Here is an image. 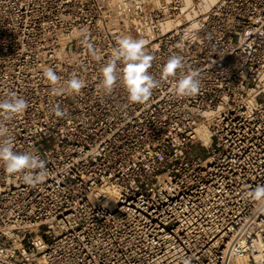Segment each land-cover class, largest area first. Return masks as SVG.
Returning <instances> with one entry per match:
<instances>
[{
    "label": "built area",
    "instance_id": "obj_1",
    "mask_svg": "<svg viewBox=\"0 0 264 264\" xmlns=\"http://www.w3.org/2000/svg\"><path fill=\"white\" fill-rule=\"evenodd\" d=\"M124 36L157 78L182 56L198 94L177 97L174 77L143 104L105 93ZM10 92L28 108L0 121L47 174L31 187L0 163V264H264V200L245 195L264 185V0H0Z\"/></svg>",
    "mask_w": 264,
    "mask_h": 264
},
{
    "label": "clouds",
    "instance_id": "obj_2",
    "mask_svg": "<svg viewBox=\"0 0 264 264\" xmlns=\"http://www.w3.org/2000/svg\"><path fill=\"white\" fill-rule=\"evenodd\" d=\"M146 42L143 39H134L124 36L117 40L110 58L101 69V87L105 93H111L114 87L120 83L127 92L130 103H146L153 95V90L159 88L163 81L176 78L173 83V91L177 97H189L198 94L201 87L199 73L193 69H186L184 58L180 55H170L160 67L159 78L150 74L155 57L145 51ZM91 49V45H89ZM43 76L55 86L60 77L55 70L47 67L43 70ZM85 84L79 77L73 75L67 80L66 89L79 93ZM64 89L53 88V92L60 94ZM28 108V102L10 92L5 98L0 99V115L4 120H10L14 116L23 113ZM52 112L57 117H63L66 113L55 105ZM0 163L10 176L19 174L24 184L35 187L42 183L47 174L45 161L36 151H14L13 139L8 135V128L0 121ZM246 197L260 201L264 200V185H258L254 191L247 192ZM183 264H191L190 259H184Z\"/></svg>",
    "mask_w": 264,
    "mask_h": 264
}]
</instances>
